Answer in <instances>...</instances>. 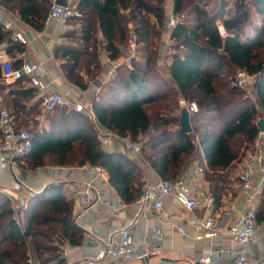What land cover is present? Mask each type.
Listing matches in <instances>:
<instances>
[{
	"label": "trees",
	"instance_id": "trees-1",
	"mask_svg": "<svg viewBox=\"0 0 264 264\" xmlns=\"http://www.w3.org/2000/svg\"><path fill=\"white\" fill-rule=\"evenodd\" d=\"M44 2L0 0V5L17 11L23 22L41 31L43 25L36 15ZM74 4L83 17L66 32L69 42L58 47L56 57L61 59L64 76L76 86L86 89L90 83L82 80L81 72L94 82L102 73L103 58H121L131 38L138 45L132 65L120 66L93 98V110L99 124L120 138L141 143V158L102 151L93 121L70 107L43 113V100L34 101L39 91L24 79L0 85L2 107L14 117L17 127L27 129L29 122L34 125L29 129L32 152L22 159L31 169L45 166L48 156L58 160L56 166L69 167L68 158L79 145L83 156L79 166L103 167L109 184L130 204L142 192V164H148L159 177L174 180L182 176L196 150L204 166L202 175L219 203L221 191L260 134L264 0H237L233 8L219 0L211 10L213 4L208 0H75ZM168 5L182 19L170 32L165 57L170 64L163 67L160 49L165 46L161 39ZM48 10L49 3L45 17ZM256 15L261 17L260 26L254 25ZM219 24L228 30L226 37L220 35ZM249 27L255 35L246 34ZM73 40L80 46L72 44ZM14 42L11 31L0 22V48L6 45L8 53L13 52ZM240 71L252 77L250 86L236 85ZM182 100L198 108L190 114L191 133L181 128ZM38 116L44 117L43 124ZM63 187L64 183H53L39 193L25 195L18 208L0 193V264H68L60 246L81 245L84 232ZM257 216L264 222V188Z\"/></svg>",
	"mask_w": 264,
	"mask_h": 264
},
{
	"label": "built area",
	"instance_id": "built-area-1",
	"mask_svg": "<svg viewBox=\"0 0 264 264\" xmlns=\"http://www.w3.org/2000/svg\"><path fill=\"white\" fill-rule=\"evenodd\" d=\"M49 10L44 19V25L50 26L52 22H58L67 27L71 20H77L83 17V13L74 4L75 0H68L67 6H62L58 0H47ZM167 23L163 34V44L165 47L170 42V32L182 19L176 16L172 10L167 12ZM0 22L5 30L12 31V38L24 46L30 44L22 31L17 29L19 19L14 14H6L0 6ZM218 30L221 36L226 37L228 30L223 24H219ZM137 43L133 38L128 41L124 56L115 62L110 63V69L104 80L92 84V93L85 95L84 99H73L68 94L53 92L45 96L44 111L51 112L56 108L70 107L77 113L88 116L96 125L97 141L102 151L108 152L115 139L121 141L124 149L138 157L142 153V145L139 142H133L128 138H120L110 129L98 123L94 110L93 98L97 96L102 86L115 76L120 66H131L132 60L136 57ZM0 85H12L21 80L27 79L32 87L44 90L46 87L42 78L46 71L42 64H36L33 61H26L20 67H14L13 60L7 54L0 51ZM236 85L246 88L251 85L252 77L246 72L240 71L236 75ZM181 107L186 108L189 112L198 111L197 105L187 104L181 101ZM0 176L5 174L6 167L14 164V159L25 158L32 152V133L28 129H19L17 123L10 112L0 106ZM252 151L244 159L241 169L236 178V184L245 194L246 202L249 207L239 213L237 218L228 226L220 227L217 217L214 214L216 208V198L211 194L200 190L199 176L200 170L198 162L192 161L180 178L171 180L158 176L153 183H147L143 186L142 192L137 200L139 210L136 216H140L147 209L153 210L154 214L159 215L164 210V201L173 198L177 201L183 210L187 211L190 216L188 225L195 232L196 241H213L215 239H227L235 244L231 250L230 256L232 264H254L248 254L251 245L258 243L262 232V222L257 216L262 192L264 188V133L260 132L255 140ZM78 169L86 173L89 178L84 181L83 186L76 189L80 210L86 211L96 203L98 191L96 188L97 181L105 185L108 184V175L103 167L99 165L85 164ZM8 194V198L13 208H18V199ZM198 212H201L199 214ZM177 231L183 236L187 235L188 230L184 224L176 226ZM149 235L154 243L145 242L141 246L137 245L131 235L130 229L124 227L119 231V239H110L99 248L93 256L83 260L71 261L69 264H120V263H143L152 254L159 253L164 246V230L161 225L148 226ZM74 247L69 243L60 246L62 256L67 259L70 249ZM223 254L222 251H212L200 258L201 264H213ZM68 261V260H67ZM31 264V261L28 262Z\"/></svg>",
	"mask_w": 264,
	"mask_h": 264
},
{
	"label": "crops",
	"instance_id": "crops-1",
	"mask_svg": "<svg viewBox=\"0 0 264 264\" xmlns=\"http://www.w3.org/2000/svg\"><path fill=\"white\" fill-rule=\"evenodd\" d=\"M47 8L48 1L46 0L41 6L40 14L36 15L39 18L37 19L38 23L43 25V29L37 31L34 27L23 22L19 18L17 11L11 12L2 7L6 14H14L18 17L17 29L22 31L25 37L30 40V44L24 46L13 39L16 46L13 52L8 53L6 45L2 46L0 51L5 52L16 66H21L26 61L42 64L46 71V75L42 78V81L46 87L42 91L37 89L39 93L34 100H43L42 106L45 96L53 92L68 94L73 99L82 100L84 99L83 96L90 95L93 92L92 84L94 82L102 81L106 78L110 69L109 59L103 58L102 73L96 77L91 85L88 84L86 89H81L70 82L61 70V59L56 57L58 47L66 43H62V41L65 40V34L68 30L58 22H52L50 26L44 25L43 19ZM254 25H261V17L254 16ZM164 31L165 28L162 37ZM246 34L249 36L255 35L253 27L247 28ZM11 35H13L12 31ZM166 54L167 48L164 46L160 49V64L163 67H167L170 64V60H166L165 58ZM77 88L81 92H78ZM0 106H3L1 98ZM43 113L46 112L43 111ZM37 118L43 124L44 117L38 116ZM106 153H123L133 160L138 159L135 154L127 152L121 141L117 139L113 141ZM78 167H60L45 164L43 167L31 169L27 160L21 158L14 159V164L6 167L5 174L0 176V193L8 197V192L16 197L18 201L22 200L25 195L41 192L50 184L64 183L63 195L67 200L73 201L76 223L84 232V239L81 245L70 249L67 257L68 264L71 261L83 260L93 256L110 239H119V231L124 227L130 229L131 235L137 245L141 246L145 242L153 244L154 240L149 235L148 226L156 224L161 225L164 230L163 250L152 254L143 263L120 264H195L200 258L215 250L222 251L223 254L213 264H232L230 252L235 248V244L230 240L221 238L213 241H196L194 238L195 232L187 223L190 214L183 210L173 198L164 201V210L159 215L154 214L153 210L147 209L138 217L136 216L139 210L137 201L130 204L124 203L109 182L105 185L98 180L96 184L98 191L96 203L86 211L80 210L75 191L83 186L84 181L89 176L80 171ZM184 171L183 169L181 172L182 176L184 175ZM141 174V180L144 185L153 183L158 179V175L148 164H142ZM237 174V171L232 173L230 183L221 191V200L219 203H216L214 214L220 227L230 225L239 213L249 207L244 192L236 184ZM198 182L200 190L212 193L210 183L206 181L205 176L201 174ZM198 213L201 214V212ZM181 224L187 227L188 233L185 236L180 234L176 229V226ZM248 254L254 264H264V222H262L260 240L249 247Z\"/></svg>",
	"mask_w": 264,
	"mask_h": 264
},
{
	"label": "rangeland",
	"instance_id": "rangeland-1",
	"mask_svg": "<svg viewBox=\"0 0 264 264\" xmlns=\"http://www.w3.org/2000/svg\"><path fill=\"white\" fill-rule=\"evenodd\" d=\"M227 1V4H228V6H229V8H233L234 6H235V3L237 2V0H226ZM208 2H212V6H210L209 7V10H211V9H213L214 8V5H216L218 2H219V0H208ZM170 5V4H169ZM167 6V8H166V10H167V12L168 11H170V10H172V7L171 6ZM77 22L75 21V20H71L70 22H69V24H68V26L66 27V29L67 30H69V29H71V28H74V27H76L77 25ZM130 27L132 28V25H130ZM96 33V35L98 36V38L99 39H101V34L100 33H97V32H95ZM162 39H163V37H162ZM161 39V40H162ZM63 42H66V43H68L69 41H66V39L65 40H63L62 41V43ZM71 43L72 44H74V45H76V46H80V43L77 41V40H73V41H71ZM128 45V44H127ZM127 45H125L126 46V48H127ZM125 46H124V48H125ZM125 48V49H126ZM165 48H167V47H165ZM124 53H125V50L122 52V56H121V58L124 56ZM120 59V58H119ZM118 60V59H117ZM116 61V60H115ZM115 61H112V60H109V63H111V62H115ZM109 67H110V65H109ZM82 73V80L85 82V83H90L89 85H91V83L93 82L92 81V76H88L87 74H86V72H84V71H82L81 72ZM80 73V74H81ZM78 89V88H77ZM78 92H81V90L80 89H78L77 90ZM84 97V96H83ZM33 118V117H32ZM260 119H264V113L262 114V116L260 117ZM259 119V120H260ZM91 122V121H90ZM33 123L32 122H29V127H27V129L29 130V129H31V128H33ZM192 126V125H191ZM94 129H95V132L97 133V128H96V125H94ZM252 149V146H250L249 147V149L247 150V151H245V153H244V155H243V157H242V162L237 166V168L235 169V171H237V173L239 172V170L241 169V167H242V164H243V162H244V159L247 157V155H248V153L250 152V151H252L251 150ZM136 158H138V159H140L141 158V154L138 156V157H136ZM83 160V156H82V148L79 146V145H77V147H76V149L73 151V153L69 156V158H68V161L69 162H71V164H70V166L69 167H78L80 164V162ZM58 160L57 159H53V157L52 156H48V157H46V159H45V164L46 165H54V166H56L57 164H56V162H57ZM192 161H197L198 162V165H199V168H200V170H197V172L198 173H200V174H202V168L204 167V166H201L202 164H200V160H199V156H198V153L196 152V150H195V152L193 153V155H192V158L190 159V161L188 162V164H187V166L192 162ZM186 166V167H187ZM186 167H185V170H186Z\"/></svg>",
	"mask_w": 264,
	"mask_h": 264
},
{
	"label": "water",
	"instance_id": "water-1",
	"mask_svg": "<svg viewBox=\"0 0 264 264\" xmlns=\"http://www.w3.org/2000/svg\"><path fill=\"white\" fill-rule=\"evenodd\" d=\"M58 3L62 6L68 5V0H58ZM181 128L185 133H191L193 131L191 126L190 114L186 108L182 109ZM260 132L264 133V119L259 120ZM195 264H201L197 261Z\"/></svg>",
	"mask_w": 264,
	"mask_h": 264
},
{
	"label": "bare ground",
	"instance_id": "bare-ground-1",
	"mask_svg": "<svg viewBox=\"0 0 264 264\" xmlns=\"http://www.w3.org/2000/svg\"><path fill=\"white\" fill-rule=\"evenodd\" d=\"M62 253V252H61Z\"/></svg>",
	"mask_w": 264,
	"mask_h": 264
}]
</instances>
